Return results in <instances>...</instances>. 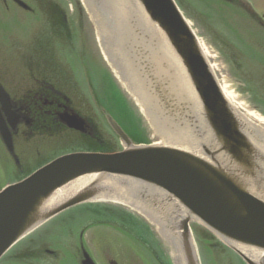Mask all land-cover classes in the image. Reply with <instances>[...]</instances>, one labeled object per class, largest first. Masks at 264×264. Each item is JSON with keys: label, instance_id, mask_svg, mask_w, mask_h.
<instances>
[{"label": "rangeland", "instance_id": "374dc122", "mask_svg": "<svg viewBox=\"0 0 264 264\" xmlns=\"http://www.w3.org/2000/svg\"><path fill=\"white\" fill-rule=\"evenodd\" d=\"M22 1L31 11L22 10L11 0H0V82L16 97L45 84L61 89L71 97L72 108L97 128L103 142L89 141L76 133L46 132L39 141L25 146L21 171L0 143V189L60 155L122 151V143L110 131L105 114L115 118L134 143H159L161 139L144 112L105 61L96 24L83 0ZM174 1L197 39L211 51L207 61L217 81L226 83L245 105L264 117L257 111L264 110V0ZM129 30L136 33L132 22ZM112 44L117 48L114 41ZM123 49L143 91L153 97L147 78L146 61L150 58L128 45ZM97 62L101 73L108 77L105 95L94 85L96 76L91 67ZM153 101L158 106L162 102L157 95ZM162 106L164 118L169 110ZM47 228H56V232L44 246L62 256L78 253L82 233V241L97 264L179 263L170 255L156 227L125 206L91 204L87 211L67 212ZM190 230L200 264H245L198 223H190ZM25 254L5 259L2 264H34ZM56 259L45 263L77 264L71 256Z\"/></svg>", "mask_w": 264, "mask_h": 264}, {"label": "water", "instance_id": "95a60500", "mask_svg": "<svg viewBox=\"0 0 264 264\" xmlns=\"http://www.w3.org/2000/svg\"><path fill=\"white\" fill-rule=\"evenodd\" d=\"M12 1L30 9L21 0ZM122 1L140 36L129 0ZM135 1L161 30L169 65L154 62L151 51L148 55L157 78L164 79L171 109L178 110L185 136L192 138L199 155L136 144L106 114L109 127L121 140L122 151L65 154L0 191V260L52 218L99 200L104 193L102 185H109L149 192V201L158 203L168 225L175 226L172 232L175 246H180V264H200L190 230L194 222L245 264H264V152L256 145L259 135L247 128L224 96L197 36L175 1ZM188 81L201 103L203 118ZM13 110L9 94L0 85V139L10 154H14L13 132L17 127V122L11 121L16 117ZM61 119L66 128L82 134L91 128L74 113ZM233 245L257 254L259 263ZM82 264L95 262L85 252Z\"/></svg>", "mask_w": 264, "mask_h": 264}, {"label": "bare ground", "instance_id": "6f19581e", "mask_svg": "<svg viewBox=\"0 0 264 264\" xmlns=\"http://www.w3.org/2000/svg\"><path fill=\"white\" fill-rule=\"evenodd\" d=\"M83 3L88 8L96 24L102 53L105 55L104 59L106 58L105 61L113 68L123 87L136 101L153 131L161 139L155 145L184 150L199 155L192 138H186L185 136L178 110L171 109L164 79L157 78L151 60L149 59L147 63L149 64L148 70L151 73V77L159 84L156 82L157 84L154 85V81L151 80L149 85L153 89L154 96L157 95L160 100L162 99L160 107L153 101L154 96L152 97L143 91L142 86L132 73L133 69H130L133 66L130 64L128 53L123 49L124 45H128L133 48L132 51H136L141 56L146 53L147 57H149L148 53L151 51L154 62L164 61L169 65L161 30L158 26L149 20L142 7L135 0H129V3L137 27L143 32L140 33V36L134 33V30L133 33L129 30L131 19L122 0H83ZM113 41L117 48L113 46ZM198 42L207 60V57H211V51L204 48L205 46L199 40ZM140 48L143 49L139 50ZM188 83L202 115L201 103L193 90L191 82L188 81ZM220 86L224 96L247 128L258 133L256 145L264 152V117H260L255 111L245 105L243 99L237 97L226 83H221ZM161 106L169 110L165 112L166 116H163L164 118H162ZM220 157L225 160L223 155ZM102 186L104 187V193L98 197L99 200L97 202L99 204L111 203L125 206L143 215L145 219L156 227L167 248H170V255L180 264V246H175V232H172V230H175V226L168 225L158 203L149 201V192L139 187ZM141 195H145V197L142 198ZM233 247L259 263L257 254L242 246L233 245Z\"/></svg>", "mask_w": 264, "mask_h": 264}, {"label": "flooded vegetation", "instance_id": "af4514ba", "mask_svg": "<svg viewBox=\"0 0 264 264\" xmlns=\"http://www.w3.org/2000/svg\"><path fill=\"white\" fill-rule=\"evenodd\" d=\"M95 60H97L96 57ZM98 65L99 63L97 62L96 67H91L93 70V74L96 76L94 85L96 84V86L98 87H95V89L99 93L105 95L108 85V77H104V74L101 73ZM0 85L9 94L11 102L14 106L13 111L16 114V121L14 120V117H11V121L17 122L16 130L13 132L14 154H10L5 148L4 149L18 171L22 170L21 157L22 153H25L27 151V148L25 147L27 146V143L34 140L39 141L41 138L46 136L44 135L46 132H50V134L54 132L59 133L62 131L76 133L89 139V141L98 140L100 142H103V140L99 136V133L97 132V128L94 126L88 129L87 133L85 134L66 128L61 119L63 115H70L74 113L79 115L80 117L82 116L72 108L71 97L65 94L61 89L53 86L47 87L48 85L45 84L42 86H36L37 88H35L34 90L28 91L27 93L23 94L21 93L16 97L10 91H8V89L1 82ZM109 89L111 96L114 97L115 94L113 93V88L110 86ZM257 111L261 114L264 113V110L260 108L257 109ZM91 204L92 203L82 204L69 209L56 217L54 220L60 219L69 211H87L88 207ZM50 223L51 222L40 227L35 233L19 242L0 261V264H2L3 261L8 258L18 259V257L22 256L24 253H26L25 255L28 256V260L32 261L34 264H50L45 263V261H58V259L56 258H61L65 255L71 256L77 264H82L84 253H89L88 249L82 241L83 234L81 233L79 235L80 243L78 244L79 247H77L78 253H65V255L62 256L60 254H56L53 250L44 246L45 244H47V238L52 237L50 235H53L56 232V228H47ZM62 226L65 225L62 224ZM52 238L54 239L55 237ZM37 249H39V253L38 255H35L34 252Z\"/></svg>", "mask_w": 264, "mask_h": 264}, {"label": "trees", "instance_id": "16d2710c", "mask_svg": "<svg viewBox=\"0 0 264 264\" xmlns=\"http://www.w3.org/2000/svg\"><path fill=\"white\" fill-rule=\"evenodd\" d=\"M124 215H125V213H124Z\"/></svg>", "mask_w": 264, "mask_h": 264}]
</instances>
